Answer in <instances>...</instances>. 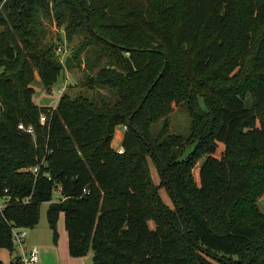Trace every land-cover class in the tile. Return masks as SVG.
Here are the masks:
<instances>
[{"label": "trees", "instance_id": "trees-1", "mask_svg": "<svg viewBox=\"0 0 264 264\" xmlns=\"http://www.w3.org/2000/svg\"><path fill=\"white\" fill-rule=\"evenodd\" d=\"M52 19L83 36L68 68L85 54L95 73L91 97L55 110L33 102L35 77L50 91L64 69ZM174 107L186 138L169 131ZM263 195L264 0H0V249L50 203L54 244L63 213L70 256L92 264H264Z\"/></svg>", "mask_w": 264, "mask_h": 264}, {"label": "rangeland", "instance_id": "rangeland-1", "mask_svg": "<svg viewBox=\"0 0 264 264\" xmlns=\"http://www.w3.org/2000/svg\"><path fill=\"white\" fill-rule=\"evenodd\" d=\"M46 31H47V41L48 42H54L56 44V48L61 45L64 48L63 53H58L55 51L56 56L58 57L59 62L64 67L63 72L61 73L57 83L52 87L50 91H47L39 76L37 75L33 82V87L35 89V94L33 96V102L38 107L42 108H53L56 109L60 99L63 95H68L70 98L75 99L79 96H85V97H91L93 94V91H91L88 86L86 85L88 78H93L95 76V73H91L88 71L86 66V59L85 54H82L80 56V59L78 61L72 60L71 64H73V68H68L67 61L69 59L73 58L75 49L83 42V36L78 34L76 35L72 40L67 39L66 35V26H59L57 21L55 19L47 20L45 21ZM60 39V40H59ZM179 69V67L177 68ZM98 70V68L95 70V72ZM65 88V92L62 94V89ZM97 92H101L103 95H107L108 93L106 90H96ZM95 91V92H96ZM169 123V131L171 133H175L178 135H181L183 137H188L190 135V128H191V121L186 113L185 109L182 107H174V111L171 113V115L167 118ZM163 125V122H159L157 127L160 128ZM122 129L123 126H119L116 128ZM122 130L120 132H122ZM115 131L114 135V148L116 150L121 148L120 144V137L123 138L122 134H118V132ZM119 135V136H118ZM193 149V146L189 148L188 151H191ZM224 151V146L222 144H218L217 150L215 155L221 156L222 152ZM78 155L82 156V152L79 151ZM149 176L151 181L155 185H160L161 179L158 174V171L154 164L150 162L149 167ZM160 194L162 199L169 205L171 209L174 208V205L169 197L168 192L165 188H161ZM62 199V193L59 186H56L53 192V199L50 203H57ZM50 203H43L41 205L40 209V221L39 224L34 229H26L27 232V238H26V245L24 247H20L17 244H14V250L13 253L9 250H0V261H3L4 264H10V261L13 260L18 255L22 257L24 254H26L29 247L32 246H39V242L41 241H48L50 239H53L54 243V235L53 231L51 230L48 219H47V212L50 206ZM258 207L260 210L264 213V195L261 199L258 201ZM56 229L59 235V231H66L65 228V219L64 214L61 213L58 217ZM29 242H32L36 245H28ZM37 246V247H38ZM69 258V257H68ZM19 259V258H18ZM71 260V259H69ZM76 264H92L93 262V256L87 257L85 259H80V261H76ZM80 262V263H79ZM37 264H50L49 259H47L46 262L43 261V252L39 255V261ZM58 264H70L68 262L59 263Z\"/></svg>", "mask_w": 264, "mask_h": 264}, {"label": "built area", "instance_id": "built-area-1", "mask_svg": "<svg viewBox=\"0 0 264 264\" xmlns=\"http://www.w3.org/2000/svg\"><path fill=\"white\" fill-rule=\"evenodd\" d=\"M58 53H63L65 50L63 46L59 45L56 49ZM65 92V88L62 89L61 93L63 94ZM55 110V109H54ZM40 124L44 125L48 122L47 115H43L40 117ZM19 130L25 132L26 134H29L31 136L35 135V128L33 126H25L23 124H20L18 126ZM122 129H119L118 134H122L124 138V133L128 130V127L125 125L123 126L122 132H120ZM123 141V139H122ZM121 148L116 150L118 154H123L124 153V148L121 143ZM44 163V162H43ZM25 172H32L35 176H37L39 172V166L33 167V168H28L24 170ZM9 201L8 197H0V208L2 209L5 205L6 202ZM12 236H13V244H17L20 247H24L26 244V238H27V232L26 229H13L12 231ZM39 255H40V250L37 246H32L29 247L27 250L26 254H24L22 257H19L18 259V264H37L39 261Z\"/></svg>", "mask_w": 264, "mask_h": 264}, {"label": "crops", "instance_id": "crops-1", "mask_svg": "<svg viewBox=\"0 0 264 264\" xmlns=\"http://www.w3.org/2000/svg\"><path fill=\"white\" fill-rule=\"evenodd\" d=\"M118 131V129H117ZM119 136V135H118ZM122 137H120V144L122 143ZM115 141V139H114ZM112 143V146H115V143ZM27 242V241H26ZM32 242H29L28 245H32ZM39 250L40 253L43 252V261L46 262L47 259H49L50 264H58L59 263H65L68 262L70 264H76V261H80V259H85L87 257H90L91 254H89L86 257L83 258H72L69 254V241H68V234L67 231H59V237H58V241L57 244L53 243V239H50L48 241H40L39 242ZM26 245V244H25ZM36 245V244H33ZM0 250H4V249H0ZM12 254V253H11ZM20 256L18 255L17 257H15L13 260L10 261V264H15L17 262V259ZM69 257V258H68ZM71 259V260H69ZM3 263V261H0ZM80 263V262H79ZM4 264V263H3Z\"/></svg>", "mask_w": 264, "mask_h": 264}]
</instances>
